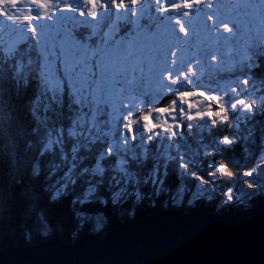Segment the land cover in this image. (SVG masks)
I'll list each match as a JSON object with an SVG mask.
<instances>
[{"label":"snow or ice","instance_id":"snow-or-ice-1","mask_svg":"<svg viewBox=\"0 0 264 264\" xmlns=\"http://www.w3.org/2000/svg\"><path fill=\"white\" fill-rule=\"evenodd\" d=\"M245 4L249 12L255 14L257 18L255 23L251 19L241 18L238 9L243 8ZM147 12L154 14L155 20L146 16ZM193 17L195 19H192ZM58 20L61 24L59 28L56 23ZM117 21L125 23L127 27L123 31L131 29L136 39L130 41L126 38L118 43L120 33H117L114 27ZM8 23L5 20V24ZM77 23L89 32L88 37L76 31ZM19 25L21 26L14 22L10 28L0 25V57L11 61V73L21 80L24 78L23 73L31 69L32 54L27 51L31 48L39 54L36 66L37 69L44 71V85L53 99H59L67 88L77 106H87V114L93 121L101 114V107L106 110L103 115H107V109L111 108L112 119L118 120L123 129L121 142L105 145L97 162L91 168H83L77 172L73 163L62 176L49 185L47 191L50 201L53 202L67 194L70 188H75L76 181L83 179L84 176H88V179L84 180V188L73 203L83 205L93 202L104 186L106 167L101 161L120 151H124L127 158L117 155L112 166L118 175L111 177L108 182L109 198L113 205L132 198L141 202L145 198L140 186L141 176L138 171L130 168V161H147L148 150L144 148L139 155L137 154L135 142L138 138L142 137L144 143H149L161 135L169 139L175 137L178 132L182 134L185 127L191 129L194 126L192 123L185 125L183 123L185 118L187 121H205L207 118L214 128L218 121L213 117H218L219 123L223 125L231 114L232 118L237 120L234 127L238 128L239 119L246 118L248 113H252L253 105L257 103L256 100H248L241 96V93L246 97L256 91L254 79L252 93H249L246 87L249 84L247 72H244V79L237 78L234 81L237 87L225 91L224 97L219 95L209 97L204 91H178L175 93L178 99L171 100V110L168 107L150 108L142 116V123L133 118V113L128 110L129 105L123 102V96L126 91L124 85L130 83L126 75L129 66L132 65L134 67H131V71L139 73L141 83H151L155 77L161 87L169 92H172V85L192 84L191 78L197 77L198 70L199 75L203 76L206 68L214 67L220 70L221 66L227 68L232 62L241 61H248L244 68L251 70L253 56L256 55L254 48L257 45L264 47V0L243 2L233 0L227 8L223 0H31L28 18L22 20ZM105 28L109 31L104 32ZM204 31L215 39L212 42L201 40V33ZM97 36L100 43H96ZM52 65L56 66L55 75L51 74ZM6 67L5 64L4 68ZM4 68H0V76L5 74ZM112 71L115 72V76L109 83ZM132 79L135 80L136 77L133 76ZM195 96L203 97L206 101H216L215 110H212L213 106L209 103L208 111H196L193 114L191 112L193 105L189 100L187 101L189 111L185 113L183 107L185 98ZM221 99L227 108L220 106ZM178 101L182 105L179 108L180 120H177L175 115ZM261 103L264 104V101ZM93 108L95 112L92 111ZM124 111H127L126 118L119 115ZM152 113L169 115L165 117L164 124H158L153 121ZM203 126L207 127V124ZM145 132L150 135L144 136ZM234 142L233 137L225 135L219 141L213 142L212 147L216 149L217 144L230 145ZM130 143L131 148L127 147ZM55 144L56 140L50 139L46 152ZM121 145L124 146L123 149ZM181 147L180 145L165 147L160 158L164 160L165 169L169 162L175 161L178 169L183 170L178 172L179 176L196 180L197 183L190 190L192 199L188 202L191 203L192 200L204 198L209 188L215 192V189L220 187L215 177L217 173L225 172V168L217 166L214 171L198 175L196 170L189 168L185 159L187 151L191 149L181 150ZM72 151L75 152L76 149L73 148ZM172 151L176 154H171ZM160 158L153 157L157 163L142 179L143 185L145 187L151 185L156 195L163 191L164 184V180L160 178ZM39 173V166H35L32 175L38 176ZM226 174L233 178L236 175L233 172ZM163 175L166 177L167 172L165 171ZM241 175L249 178L243 181L248 188L259 190L264 185V177L259 171L255 173L246 171ZM253 175L257 180L251 179ZM186 190L182 182L172 200L182 201ZM208 198L211 199V196ZM250 199L247 193L234 189L230 184L223 191L221 202L225 205L239 202L244 206ZM101 202L107 204V199ZM77 216L81 224L87 219H94V229L97 232L104 227L103 216L90 218L84 212L77 213ZM37 220L39 222L37 234L47 239L50 225L46 215L39 213ZM25 238H32L31 230L25 233Z\"/></svg>","mask_w":264,"mask_h":264},{"label":"trees","instance_id":"trees-1","mask_svg":"<svg viewBox=\"0 0 264 264\" xmlns=\"http://www.w3.org/2000/svg\"><path fill=\"white\" fill-rule=\"evenodd\" d=\"M129 34L133 35L131 31ZM210 37L205 42L215 39L214 36V38ZM201 40L204 41V38ZM254 52L256 55L253 56L251 70L244 68V64L248 61H241L240 63L232 62L227 68L221 66L220 70L216 69L211 74H207V78L215 84L222 80L234 79L235 81L237 78L242 80L244 72H247L249 84L246 87L249 93H252L254 79L256 91L250 96L245 97L244 93H241V96L257 101L253 105L254 111L248 113L246 118L239 119L238 128L234 127L237 120L233 119L231 114L223 125L219 123L218 117H213L218 121L214 128L207 118L205 121H187L185 118L183 121L185 125L192 123L194 126L191 129L185 127L183 133L178 132L175 137L169 139L161 135L149 143H144L142 137L138 138L135 142V151L139 155V152L146 148L148 159L147 161H130V168L139 172L140 186L145 198L141 202L132 198L117 205L112 204L107 189L111 177L118 175L112 166L117 155L125 156L124 151L114 152L112 156L101 161L106 167L104 186L91 203L83 205L73 203L74 199L80 196L84 188V180L88 179V176L78 179L75 188H70L67 194L54 202L50 201L47 189L73 163L76 165L77 172L83 168H91L97 162L105 145L120 143L123 129L119 121L113 120L109 114L103 115L106 111L103 107L97 120L93 121L87 114V106H77L67 88L59 99H53L44 85V71L37 69L36 66L38 53L33 57L31 69L23 73L22 80L11 73V61L5 63L6 68L3 64L0 67L4 68L5 73L0 76V248L28 247L49 239L71 244L85 233L104 236L109 230L122 223L142 220L159 210L220 213L229 208L245 209L259 200H264V185L259 190L248 188L243 181L249 178L241 175L246 171L255 173L257 170L264 177V104L261 103L264 101V47L257 45ZM55 67V65L51 66L52 75H55ZM133 76L136 77L135 80L132 79ZM112 77H114L113 74L109 76V81ZM197 77L202 79L204 75L200 76L198 73ZM197 77L191 78L192 84L172 85L174 90L169 92L161 87L159 81H154L155 77L152 78L151 83H141L138 72L128 71L127 79L130 83L125 84L124 88L126 91L132 89L131 91L139 97L137 103L129 105V108L134 111L133 118L142 123V116L150 108L158 107L163 98L173 96L178 99L175 95L177 89L204 91L196 86H202L208 82V79L194 80ZM69 83L71 84V78ZM213 95L217 94L211 93L209 97ZM235 98L238 99V97ZM185 99L191 101L193 97ZM209 103L213 106L212 110H215L216 101L214 100H204L203 109L209 110ZM181 106L180 103L179 108ZM220 106L227 108L223 99L220 101ZM166 107L171 109L172 105ZM179 108H176L175 112L177 120H180ZM92 111L95 112V109L93 108ZM107 112L111 113V108L107 109ZM237 113L239 114V106ZM119 115L126 118L123 114ZM168 115L169 113H152V119L156 122V117L165 118ZM169 123L174 122L169 121ZM204 124H207V127H204ZM87 129L89 130L86 131ZM147 135L150 133L145 132L144 136ZM225 135L233 137L235 142L230 145L217 144L214 149L213 142L219 141ZM50 139L56 140V144L46 152ZM169 145H180L181 150L191 149L187 151L185 159L189 168L196 170L198 175L214 171L217 166H223L225 172L217 173L215 177L220 187L216 188L215 192L209 188L204 198L192 200L189 203L188 201L192 199L190 190L197 182L194 178L179 176L178 172L183 170L178 169L175 161L169 162L165 169L164 160L160 157L164 148ZM121 147L123 149L124 146L121 145ZM127 147L131 148L132 144L130 143ZM73 148L76 149L75 152L72 151ZM171 154L175 155L176 152L172 151ZM153 157L160 158V178L164 180L163 191L159 195L155 194L151 185L145 187L142 183L143 176L147 175L157 163ZM35 166L40 168L38 176L32 175V169ZM165 171L166 177L163 175ZM227 172L235 173V178L227 175ZM251 179L257 180V177L253 175ZM182 182L187 190L182 201L174 202L172 197L176 195ZM230 184L234 189L247 193L251 197L250 202L244 206H241L239 202L223 204L221 202L223 191ZM209 195L211 199L208 198ZM104 199H107V204L101 202ZM79 212H84L90 218L97 215L103 216V229L99 232L94 229V219H87L81 224L77 216ZM39 213L46 215L50 225V234L47 239L37 234ZM29 230L32 232V238L26 239L25 233Z\"/></svg>","mask_w":264,"mask_h":264},{"label":"water","instance_id":"water-1","mask_svg":"<svg viewBox=\"0 0 264 264\" xmlns=\"http://www.w3.org/2000/svg\"><path fill=\"white\" fill-rule=\"evenodd\" d=\"M0 264H264V200L220 213L159 210L71 244L0 248Z\"/></svg>","mask_w":264,"mask_h":264},{"label":"rangeland","instance_id":"rangeland-1","mask_svg":"<svg viewBox=\"0 0 264 264\" xmlns=\"http://www.w3.org/2000/svg\"><path fill=\"white\" fill-rule=\"evenodd\" d=\"M246 8H247V12H246V14L247 15H245V17H244V19H251V20H253V22L255 23V19H257L256 17H255V14L254 13H249V10H248V7L246 6ZM221 32H223V31H221ZM225 35H227L226 33H224ZM209 36H211L210 34H208ZM201 37H203L204 38V41H206L207 40V38H208V36H207V33H206V31H204V32H202V36ZM210 38H214L213 36H211ZM209 38V39H210ZM212 40H210V42H211ZM130 68H129V71L131 70V67H134V65H132V66H129ZM213 70H216V68H206L205 69V71H204V81H205V78L206 79H208L207 77H208V75H209V73L211 74V72L213 71ZM198 73H199V70H198V72H197V75H198ZM208 74V75H207ZM127 76H128V73H127V75H126V79H127ZM199 78H201V77H199ZM202 78V79H203ZM111 79L112 78H110V81H109V83H111ZM202 80V79H198V78H195L194 80ZM234 80V79H233ZM233 80H227V81H217V83H211V81L208 79V82H205L202 86H196V87H201V89H204V92H205V94L206 95H211V93H213V94H217V95H219V96H224V94H225V91H230V89L231 88H233V87H237V85L235 84V82L233 81ZM154 81H159L158 79H156V78H154ZM209 82L211 83V84H209ZM187 83H185L184 85H186ZM194 84H196V82L194 83ZM217 89H219L220 91H216ZM132 89H129V91L127 90V91H125L124 92V96H123V102L125 103V104H127V105H130V104H134V103H137L138 101V96H136L132 91H131ZM172 90H174L173 88H172ZM178 91H181L180 89H177V92ZM117 96L119 95L118 93L116 94ZM238 98H240V97H238ZM194 100V101H193ZM158 101V100H157ZM188 100H186L185 99V102H187ZM203 101H204V98L203 97H200V96H198L197 98H195V97H193V99L191 100V103H192V105H193V107H192V109H191V112L194 114L196 111H201V112H205V111H208V110H205V108L203 109V107H204V105H203ZM179 106H180V103L178 102L177 103V105H176V108H179ZM117 107H119V105H117ZM183 107L185 108V111H187V110H189L188 109V107H187V104H183ZM129 111H131L132 113H133V116H134V111H132V108L130 109H128ZM171 110V109H170ZM109 115H111L112 116V112L111 113H108ZM119 114H123V116L125 115L126 117H127V111H124V112H121V113H119ZM155 120H156V122H158V124H164L163 123V120H165V118H163V117H161V116H159V117H156L155 118ZM165 122V121H164ZM165 126H167L166 124H165ZM90 129V128H89ZM89 129H87L86 131H88ZM258 169V168H257ZM257 171V170H256ZM261 171V170H260ZM226 190V189H225ZM193 212V211H192Z\"/></svg>","mask_w":264,"mask_h":264},{"label":"bare ground","instance_id":"bare-ground-1","mask_svg":"<svg viewBox=\"0 0 264 264\" xmlns=\"http://www.w3.org/2000/svg\"><path fill=\"white\" fill-rule=\"evenodd\" d=\"M141 87V86H140ZM144 87V86H143ZM146 89V88H145Z\"/></svg>","mask_w":264,"mask_h":264}]
</instances>
